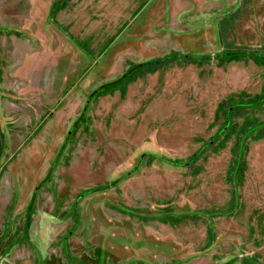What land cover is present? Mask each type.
Masks as SVG:
<instances>
[{"label":"rangeland","instance_id":"obj_1","mask_svg":"<svg viewBox=\"0 0 264 264\" xmlns=\"http://www.w3.org/2000/svg\"><path fill=\"white\" fill-rule=\"evenodd\" d=\"M0 264H264V0H0Z\"/></svg>","mask_w":264,"mask_h":264},{"label":"water","instance_id":"obj_2","mask_svg":"<svg viewBox=\"0 0 264 264\" xmlns=\"http://www.w3.org/2000/svg\"><path fill=\"white\" fill-rule=\"evenodd\" d=\"M3 148H4V139H3L1 126H0V158H1V155H2V152H3Z\"/></svg>","mask_w":264,"mask_h":264}]
</instances>
